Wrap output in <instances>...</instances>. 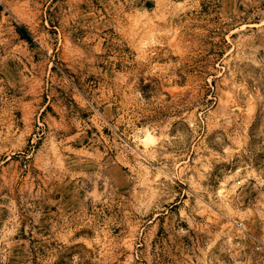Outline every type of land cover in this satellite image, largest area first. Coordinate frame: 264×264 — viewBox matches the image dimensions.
I'll return each mask as SVG.
<instances>
[{"label":"rangeland","instance_id":"1","mask_svg":"<svg viewBox=\"0 0 264 264\" xmlns=\"http://www.w3.org/2000/svg\"><path fill=\"white\" fill-rule=\"evenodd\" d=\"M0 264H264V0H0Z\"/></svg>","mask_w":264,"mask_h":264}]
</instances>
